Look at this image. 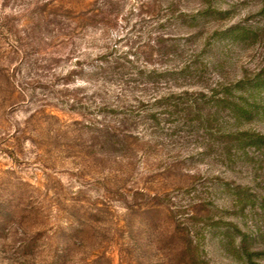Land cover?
Returning a JSON list of instances; mask_svg holds the SVG:
<instances>
[{
  "label": "rangeland",
  "instance_id": "1",
  "mask_svg": "<svg viewBox=\"0 0 264 264\" xmlns=\"http://www.w3.org/2000/svg\"><path fill=\"white\" fill-rule=\"evenodd\" d=\"M264 0H0V264H264Z\"/></svg>",
  "mask_w": 264,
  "mask_h": 264
},
{
  "label": "trees",
  "instance_id": "2",
  "mask_svg": "<svg viewBox=\"0 0 264 264\" xmlns=\"http://www.w3.org/2000/svg\"><path fill=\"white\" fill-rule=\"evenodd\" d=\"M240 135L242 136H249L250 139H256L257 141L264 143V135H259V134H250V133H238L237 137H239Z\"/></svg>",
  "mask_w": 264,
  "mask_h": 264
}]
</instances>
